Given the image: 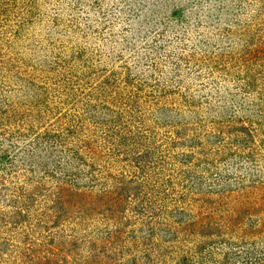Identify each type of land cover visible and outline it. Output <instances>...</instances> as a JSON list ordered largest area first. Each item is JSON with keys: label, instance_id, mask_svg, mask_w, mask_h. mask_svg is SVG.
I'll return each instance as SVG.
<instances>
[{"label": "trees", "instance_id": "16d2710c", "mask_svg": "<svg viewBox=\"0 0 264 264\" xmlns=\"http://www.w3.org/2000/svg\"><path fill=\"white\" fill-rule=\"evenodd\" d=\"M55 1L0 0V242L12 253L0 264H256L250 249L217 260L219 235L204 231L229 235V249L247 234L241 207L255 203V180L243 183L239 161L264 137V0H117L123 18L107 13L109 0H88L78 26ZM116 23L125 38L113 42L181 43L178 81L159 76L150 55L106 74L76 38L83 27L116 33ZM228 69L246 73L245 96L223 101L217 78ZM57 84L72 94L47 98ZM203 104L211 113L200 116Z\"/></svg>", "mask_w": 264, "mask_h": 264}, {"label": "rangeland", "instance_id": "374dc122", "mask_svg": "<svg viewBox=\"0 0 264 264\" xmlns=\"http://www.w3.org/2000/svg\"><path fill=\"white\" fill-rule=\"evenodd\" d=\"M47 1V0H46ZM87 1L88 0H57L55 2L59 3V5L64 9V8H69V11L75 14H78V17L76 19V23L77 26L80 24H82V22L84 21L82 19V17L86 14L85 10L89 9L87 7ZM107 1V0H105ZM116 1L117 0H109V2H104V6H106V11L109 14H116L118 9L115 8L116 6ZM260 1V0H259ZM260 6H262V4L260 2L256 3V6L254 7V14L259 16V13H261L260 11ZM249 8V7H248ZM50 10V11H49ZM47 10V14H51L52 10L51 8ZM250 11V10H249ZM245 12V11H244ZM81 16H80V15ZM245 14H247L245 12ZM98 16L99 13L97 11ZM172 19L170 23H173L176 19L178 21H180L177 13L174 12V14H172ZM116 16L118 18H123L122 14H116ZM245 19H247V15L246 17H244ZM62 24L65 25H69V21L67 19L62 20ZM110 20H108L109 23ZM118 23L115 24V30L116 33H112L107 26L103 29H99L98 28V32H93L90 31L88 28H82L84 35L81 36V34H79V37L76 38L78 40V44H82V48L83 49H88L89 47V51L91 50H97L96 53H98L101 57V59L103 60L102 62H99V64H103L104 68H106L107 71L106 74H108L110 71L112 70H116V67L118 65L122 64V61H127V65L128 67L130 66L128 64V60L131 57V59L135 60L136 63V69L138 70L140 68V65H143L145 63V56L150 55L152 56V58L155 60L157 59L159 64H160V70H161V74L159 76H163L165 78V81L168 83H175V81H178V76H177V71L179 70L177 68V66L175 64H177V61H175V56L182 54V52H179V48L182 47L181 43H175L173 41H169L167 39H169V36L171 38V35L166 37V40L164 42V45H162L161 41L155 42L153 44V42L150 45V49H145L142 48V44L145 42V40L147 39V41H149L150 39L146 38V39H142L138 36H134L133 40H118L116 39V41H111L112 39L116 38L115 36H113V34L118 35V33H120L119 35L123 36L125 38V33L124 30L121 31V25H117ZM125 24V23H124ZM61 27V26H60ZM73 28V27H71ZM203 31H205L204 27L202 29ZM37 30H29L27 33L28 37H31L33 33H36ZM105 31V32H104ZM108 31L109 35H106L105 33ZM128 34V33H127ZM42 36V34H41ZM105 36L109 39L108 40L105 39ZM193 36H187V38H189V40H187L188 43L190 42V44H194L196 43V45H198L196 48V51H198V54L200 53V49H198V47L200 46V44L202 43H198L196 40H194L192 38ZM40 38V33L37 32L35 35V39H39ZM120 39V38H119ZM115 40V39H114ZM246 37L243 38V40L240 39V43L242 41V44L245 42ZM229 40L227 39H223V43L225 42V44H227ZM130 43H135V44H130ZM239 43V45H240ZM130 46L126 47L123 49V47L125 45ZM133 45V46H131ZM22 46H19L18 51L22 52L25 51L23 48H21ZM157 48V49H156ZM55 51L57 50V46H55ZM139 49V50H138ZM35 50H37V47L35 48ZM138 50V51H136ZM118 51H121L120 54L118 53ZM175 52L174 55H172ZM90 54V52L88 53ZM122 54V56H121ZM24 56H27L26 53H24ZM121 56V57H120ZM120 57V59H118ZM85 59H82V61H89V58H91L90 55L88 56H84ZM86 64V63H85ZM85 64L81 63L79 64V69L82 68ZM195 67V71H197L198 66H194ZM131 68V67H130ZM143 68V67H142ZM111 69V70H110ZM132 69V68H131ZM82 70V69H81ZM150 71V69L144 71L145 74H147ZM180 72V71H179ZM81 73H83V71H81ZM80 73V74H81ZM237 70L235 69H228V75L227 76H222V77H218L217 81H218V86H222V87H227L225 90L222 89V95H226L225 97H222L221 95V100L223 101H229L230 98L234 97V95L238 92V97L239 99L241 98V96H245L242 95L243 94V90L241 87H243V80L242 77H244V75L246 74L244 71H239V74H237ZM182 76V75H180ZM196 77V82H195V94L197 95V97H199L200 95V86H199V71L195 72V75H193ZM216 76V74L214 75ZM151 77L150 75L147 76V79L149 80ZM238 78H240L238 80ZM14 78H11L10 83L13 81ZM17 85V84H16ZM70 85V84H69ZM69 85L63 84V85H59L57 84L58 87H55V85H51L50 87L46 88L47 94L46 97H53L54 99L57 98V96L59 98L64 97V95L66 94V98H68L72 93L69 90ZM55 87V88H54ZM15 88V86H14ZM209 88L208 90H210V86L207 87ZM214 89H216V87H214ZM241 90V91H240ZM217 91V90H216ZM234 93V94H232ZM78 97H76L72 102H74V104L78 101ZM199 101H202V99H200ZM203 107L205 108H201L200 110H198V114L200 116H204V115H208L209 113H211V110L208 109L206 106ZM182 114H186L185 113V109H180V111H175L172 110L170 112H166V114H168L169 116H172L174 118H177L178 116H176V114L181 113ZM180 116V115H179ZM179 119V118H177ZM176 119V120H177ZM149 122V121H148ZM164 129L160 130V133H163ZM27 133H29L28 135H26L25 137H19V138H24L25 140H23L22 142H26L27 139H32L31 137V132L27 131ZM7 136H12L14 135L12 133V131L6 132ZM31 137V138H30ZM4 138H8L6 136L0 137V140H3ZM144 140H140L139 143H144ZM154 146H157V143H153ZM253 145L255 146V155H249L247 153H243V157L240 159L239 164H240V172H241V178L243 179V183L247 184L252 180H255L254 183V200L255 203H248V201H245L244 204L242 205L241 209L243 211L242 217H243V230L247 231V234L245 235L244 239L239 240L237 243V245L234 244H230L231 249L228 248V241H231V239L229 238V235L224 234V233H217L215 232V230L210 229L207 231H204L208 234L214 233V234H218L219 238H216L214 240V243H211L210 249H214L215 247H221V249H219L218 251H220L218 254V256L216 257L217 260L220 259L222 256L224 257V254H239L242 255L244 254V250L250 249L253 252H255L256 254V264H264V137H257V140H255L253 142ZM139 147V146H138ZM139 149V148H138ZM157 149V147H156ZM247 155L251 156V157H247ZM20 168H26V164L25 163H18L17 167ZM38 167V166H37ZM36 170V169H35ZM41 173H39L40 175ZM11 193V191H6V195H10L8 197H13V194H9ZM7 199V198H6ZM18 204V203H17ZM249 209V211H248ZM253 214V215H251ZM250 215V216H249ZM1 226V224H0ZM7 229L8 232H11V230H13L10 226H6L5 227ZM145 233L147 234L148 232L145 230ZM210 239V238H208ZM222 239V244L219 243V240ZM2 244H0V260L2 259H7L10 258L12 256V253L9 252V250H11V248L6 245L4 242H0ZM8 243V242H7ZM7 253V254H6ZM215 259L213 258L210 261H214ZM223 261V260H222Z\"/></svg>", "mask_w": 264, "mask_h": 264}]
</instances>
